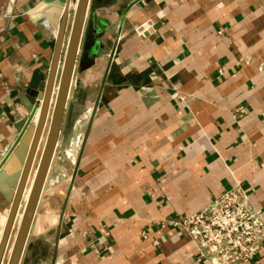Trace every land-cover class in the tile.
Returning a JSON list of instances; mask_svg holds the SVG:
<instances>
[{"label":"crops","instance_id":"crops-1","mask_svg":"<svg viewBox=\"0 0 264 264\" xmlns=\"http://www.w3.org/2000/svg\"><path fill=\"white\" fill-rule=\"evenodd\" d=\"M37 2L0 0V163L27 116L18 94L54 54ZM77 83L60 151L91 112L85 145L75 165L55 160L20 264H207L163 224L236 182L264 216V0H94ZM12 175L0 181V238Z\"/></svg>","mask_w":264,"mask_h":264},{"label":"water","instance_id":"water-1","mask_svg":"<svg viewBox=\"0 0 264 264\" xmlns=\"http://www.w3.org/2000/svg\"><path fill=\"white\" fill-rule=\"evenodd\" d=\"M34 1L38 2L33 10H44L51 27L57 31L56 44L46 76L40 69L36 70L32 82L18 94L27 110V116L16 125L18 137L0 163V181L7 173L14 172L9 182L15 187L8 220L0 238V264L3 262L30 175L38 159L33 185L7 264H20L23 259L46 180L53 174L51 168L56 163L55 160L60 152L61 135L63 136L65 130L76 87L72 82L75 77L77 78V72L80 70V57L86 37V21L94 5V0ZM70 21V34L65 43ZM154 27L157 28V26ZM140 33H143V30ZM47 123L49 127L39 156L40 141ZM1 188L6 194L12 195L8 188L4 186Z\"/></svg>","mask_w":264,"mask_h":264},{"label":"built area","instance_id":"built-area-1","mask_svg":"<svg viewBox=\"0 0 264 264\" xmlns=\"http://www.w3.org/2000/svg\"><path fill=\"white\" fill-rule=\"evenodd\" d=\"M4 16L0 8V20ZM76 142L77 148L83 145L84 135L78 134ZM72 151H66L69 160ZM167 225L190 236L200 259L207 264H249L264 252V216L250 202L240 182L222 192L204 209L167 221L163 227ZM143 235L147 237L145 232Z\"/></svg>","mask_w":264,"mask_h":264},{"label":"rangeland","instance_id":"rangeland-1","mask_svg":"<svg viewBox=\"0 0 264 264\" xmlns=\"http://www.w3.org/2000/svg\"><path fill=\"white\" fill-rule=\"evenodd\" d=\"M90 116H91V112H90V114H89L88 116H87V115L84 116V118L82 119V121H81L80 124L78 125L79 128L77 129V133L74 135L73 139L70 141V143L68 144V146L65 145V146L62 148V150L60 151V152H61V153H60V156H57L56 159H60V160H62V161H61L62 163L71 160L70 162H71L72 165H73V164H74V165L76 164V162L78 161V155H79V152H80V150H81V148H82V144H81V146H80L79 148L76 147V144H77V142H76V137H77L78 134H81V135H84V136H85V131L83 130V128H84L85 125H87V122L89 121ZM69 149H71V150L73 149L72 152H73L74 155H75L76 162L73 161V159H70V160L68 159L66 151L69 150ZM69 153H70L71 156H72L73 153H71V152H69ZM71 158H72V157H71ZM24 203H25V202L23 201L22 204H24Z\"/></svg>","mask_w":264,"mask_h":264},{"label":"bare ground","instance_id":"bare-ground-1","mask_svg":"<svg viewBox=\"0 0 264 264\" xmlns=\"http://www.w3.org/2000/svg\"><path fill=\"white\" fill-rule=\"evenodd\" d=\"M74 83V80H73V82H72V84ZM74 154H72V158L71 159H73V161H74ZM37 163V162H36ZM35 174H36V166H34V169H33V171H32V173H31V176H30V179H29V182H28V188L26 189V191H25V194H24V198H26L27 196H28V194H29V190H30V188H31V184H32V182H33V178L35 177ZM33 185V184H32ZM9 256H7V258H8Z\"/></svg>","mask_w":264,"mask_h":264}]
</instances>
